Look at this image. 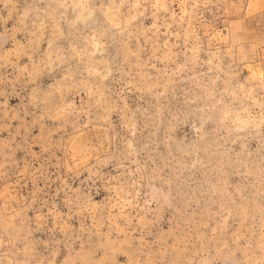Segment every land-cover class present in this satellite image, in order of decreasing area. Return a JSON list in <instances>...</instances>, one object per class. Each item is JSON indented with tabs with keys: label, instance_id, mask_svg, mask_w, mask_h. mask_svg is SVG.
Wrapping results in <instances>:
<instances>
[{
	"label": "rangeland",
	"instance_id": "1",
	"mask_svg": "<svg viewBox=\"0 0 264 264\" xmlns=\"http://www.w3.org/2000/svg\"><path fill=\"white\" fill-rule=\"evenodd\" d=\"M0 264H264V0H0Z\"/></svg>",
	"mask_w": 264,
	"mask_h": 264
}]
</instances>
